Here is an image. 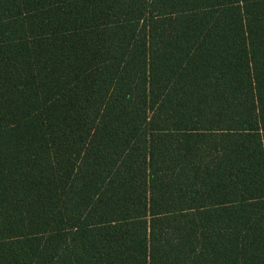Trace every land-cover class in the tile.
<instances>
[{
    "label": "trees",
    "instance_id": "16d2710c",
    "mask_svg": "<svg viewBox=\"0 0 264 264\" xmlns=\"http://www.w3.org/2000/svg\"><path fill=\"white\" fill-rule=\"evenodd\" d=\"M0 264H264V0H0Z\"/></svg>",
    "mask_w": 264,
    "mask_h": 264
}]
</instances>
